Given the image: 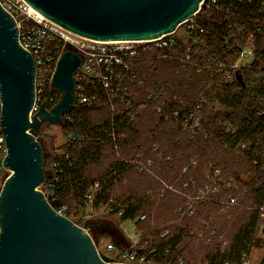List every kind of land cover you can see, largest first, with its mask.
I'll return each mask as SVG.
<instances>
[{"label":"trees","instance_id":"1","mask_svg":"<svg viewBox=\"0 0 264 264\" xmlns=\"http://www.w3.org/2000/svg\"><path fill=\"white\" fill-rule=\"evenodd\" d=\"M262 1L217 0L220 9L198 11L195 15L192 38L199 39V42L192 43L189 40L191 46L187 53L185 49L187 46L178 39L175 52H173L178 58L181 57L187 61L183 63L178 60L176 62V58L172 59L176 62L175 75L180 79L171 78L170 81L159 75L151 79L147 78V85H151L155 91L150 92L146 85V89L142 88L138 92L136 81H130L125 75L126 89L132 87L134 93L138 92V99L132 96L131 105L115 101L118 110L100 120L93 119L92 110L100 107L96 105L97 100L108 104L111 98L107 96L99 82H87L84 85V93L90 97L94 96L92 102L77 100L71 110L63 114L60 127L66 134L71 133L72 135L63 144L62 152L52 154L45 162L46 179L40 188L50 204L55 209L64 207L63 214L71 218L73 213H77L80 208L87 205L84 195L97 181L99 188L89 204L107 205L111 208L108 210L111 214L121 211L119 214L121 220H134L137 224L138 221L144 219L145 209L153 206L155 201L147 192L126 188L127 192L125 189L115 197L112 195L114 184L120 181L131 168V161L129 162L125 157L116 156L101 170L91 172L90 168L91 165L100 163L107 145L112 148L117 145L119 149H115V152L120 150V146L126 144L127 149L130 150L134 147L135 151L144 149L143 144L137 140L139 131H137V120H133L136 116L134 109L137 104H148L153 101L151 98H155L157 91L164 88L166 92L168 90V95H175L178 98L169 99L162 106V112L158 113L157 120L165 123L170 121L175 124V128L178 127L177 134H182L180 129L182 120L196 106L199 110L203 109V112L200 114V125L191 130L196 133L186 137L187 140L183 137L188 135H182V140L170 144L168 151L163 147H158L153 152L151 149V153L156 156L160 150L163 152V161L159 165L172 163L175 165L176 173L184 164H188L190 169H198L201 165L203 167L204 163L208 166L207 168L213 167V162H218L212 156L214 148L209 149L210 151L208 148L216 142L218 144L225 142L230 146L244 144L242 154H247V158L254 163L255 172L248 182L247 190L256 204L253 202L252 208L245 209V211L234 207L229 210L230 213L236 212L242 215L233 221L237 226L225 247L222 248L217 243L213 247L210 246L207 252L209 264H222L225 260L240 263L243 255L249 253L252 246L259 245L254 236L259 226L258 211L254 206L264 203V4ZM249 35L253 37L254 45L252 62L246 64L248 66H241L237 69L241 72L242 81L236 78L228 80L224 71L218 69V66L220 63L226 65L233 63ZM58 49H62L61 42ZM163 53L167 57L172 56V51L168 48L164 49ZM187 55L188 58L185 59ZM149 60H152L150 65L153 64V69H156L159 61L168 59L153 56ZM207 64L211 66L207 68ZM197 66L200 67L199 70ZM138 75H140L139 72ZM60 97L61 94L50 87L49 78L46 76L40 102L52 98V105ZM214 103L227 107H215ZM205 106H207L206 110ZM185 129L182 127V130ZM132 138L137 140V143L133 142ZM147 149L145 147L144 153L146 154L149 153ZM193 161L195 163H191ZM161 167L160 165L159 169ZM154 171L157 172V169L155 168ZM204 172L196 176L191 174L193 177L189 179V183L200 185L205 181ZM182 177L183 174H179L177 178L169 181L178 186L181 184L180 178ZM230 195L235 197L233 204L238 203L236 193ZM201 208H204V204H196L188 208L194 213L190 216L185 215L190 218L186 222L206 221L209 215L203 216L206 211ZM210 210L208 208L209 212ZM225 214L228 216L227 213ZM222 218L219 217V220ZM72 220L78 224L77 221ZM227 221L229 223V220ZM186 222L174 227L172 232L165 233L159 240L152 242L149 248L136 251L139 254L147 252L145 255L152 264H181L179 259H182L184 264H192L180 256L187 243L185 239L193 237ZM218 223L222 225L226 223V220ZM137 225L139 230L142 225L139 226V223Z\"/></svg>","mask_w":264,"mask_h":264},{"label":"water","instance_id":"2","mask_svg":"<svg viewBox=\"0 0 264 264\" xmlns=\"http://www.w3.org/2000/svg\"><path fill=\"white\" fill-rule=\"evenodd\" d=\"M45 18L89 40L149 39L171 33L199 11L203 0H24ZM81 55L65 47L50 86L61 97L33 112L36 65L19 41L14 15L0 2V120L6 140L0 190V264H131L102 253L87 227L58 212L40 188L45 152L36 130L60 124L76 102ZM236 79L242 81L241 73Z\"/></svg>","mask_w":264,"mask_h":264},{"label":"rangeland","instance_id":"3","mask_svg":"<svg viewBox=\"0 0 264 264\" xmlns=\"http://www.w3.org/2000/svg\"><path fill=\"white\" fill-rule=\"evenodd\" d=\"M195 15L196 14L192 16L194 22ZM175 34L178 39L187 46L185 48L187 53L189 51L188 49H190L191 42H199V39L189 38L186 35L184 31V23L176 29ZM77 37L81 42H88V39L80 36ZM189 40L191 41L190 43ZM176 45L168 48L172 51V56L169 57L163 53V50L151 48L141 51L135 58L131 59V68L126 75L130 81H136L135 83L138 86V92H140L142 88L146 89L147 86L150 92L153 93L155 91L151 85H147V78L151 79L152 77L159 75V77L167 78L170 81L171 78L180 79L179 76L175 75L176 62L177 60L178 62L181 61L183 63H186L187 61H185L184 58H178L176 54H173ZM252 45L253 37L249 35L244 46L249 47ZM66 47L72 46L67 45ZM153 56L168 60L159 61L157 68L153 69V64L150 65L152 60H149ZM173 58H176V62L172 60ZM187 58L188 57L186 56L185 59ZM237 58L229 65L234 66ZM145 61L148 62L144 63ZM240 65L239 67L234 66L233 69L236 70L234 76L230 77L226 75V79H235V73H241L240 71H237V69L241 66H248L245 64ZM210 66L211 65L207 64V68ZM176 68L178 69L179 67ZM177 69L176 72H178ZM199 69L200 67L197 68V70ZM138 72L140 75H138ZM124 82L125 80L121 82L122 87H126ZM125 90L129 91L134 98L138 99V92L134 93L132 87H128ZM168 93V90L166 92L163 88L162 90L157 91L155 98H151L153 101L148 104H137L135 108L137 110L134 109L136 116L133 120H137V131H139L137 140L143 144L144 149L141 148L138 151H135L134 147L130 150L127 149L126 144L120 146V150L115 152V149H119L117 145L113 148L112 146L110 147L107 145L105 146L100 163L91 165L90 168L91 172L101 170L116 156L125 157L129 162L131 161V168L124 174V177L120 181L114 184L112 195L115 197L124 192L126 188H134L147 192L152 200H155L153 206L145 209L144 219L138 221L139 226L142 225V227L138 230V223L136 224L134 220H121L119 212L112 214L109 213L107 205L103 204L99 206L87 204L85 207L80 208L77 213H73L70 217L77 221L80 226L87 227V230L96 241L100 250L108 255H115V251H107L105 249L107 242H112L127 249H147L152 242L159 240L165 233L172 232L174 227L181 226L186 220L190 219L187 216H190L194 211L192 209L188 210V208H191L196 204H204V208L201 209L206 211V213L203 214V216L208 214L209 217L206 221H200L199 223L196 220L195 222H186L193 233V237L185 239L187 243H185V247L182 249L180 256L192 264H209L207 260L208 250L213 247L215 243L222 248L227 245L233 230L237 226L233 221L242 215L239 213L237 214L236 212L230 213L229 210L234 207L240 209V211H245V209L248 210L256 204L252 201L251 194L247 190L248 182L251 180L252 175L255 172L254 163L250 158H247V154H242L241 150H243V144L230 146L225 142L219 141V144L216 142L208 148V150L214 148L212 156L214 160L219 163L213 162V167L207 168L208 166L204 163L203 167L201 165L198 169H190L188 168V164H184L181 165V170L176 173V171H174V164L164 163L160 164L162 167L159 169V163L163 161V152L160 150L159 152L161 154L157 153L158 156H156L151 153V149L153 152L154 150H157L158 147H163L168 151L170 144L182 140V135H188L183 137L184 140H187L186 137L196 133V131H191L193 129L186 128L185 130H182V127H180L182 134H177L178 127L175 128V124L170 121L165 123L157 120L159 116L158 108L161 107L162 109V106L166 104L169 99L175 100L178 98L175 95L170 96ZM114 97L118 98L119 96ZM206 104L208 105V103H205V105ZM96 105L100 107L92 110V117L95 120H100L118 110V106L116 107L115 102H108V104H106V102L103 103L97 100ZM214 106L220 108L227 107L219 103H214ZM206 109L207 106H205V110ZM199 111V113L202 114L203 109H200ZM183 132H185V134H183ZM123 134L124 133H122V135ZM35 135L43 144L45 162H47L52 154L62 152L63 144L69 140L72 134H66L62 127H60V124L44 122L36 130ZM137 140L133 139L132 141L137 143ZM171 146L172 149H174V146ZM123 147H125V149ZM145 147L148 148L147 150L149 153L147 154L144 153ZM159 155H161L162 158ZM191 163L195 162L193 161ZM155 168L157 169V172L154 171ZM200 172L201 174L204 172L205 181L198 186L189 183V179L193 177L192 175H200ZM179 174H183V177L180 178L181 184L177 186L174 182L171 183L169 181L172 178H177ZM237 174L238 178H236ZM231 193H236L238 203L233 205L228 203L230 196H233L230 195ZM179 200L180 203L178 204ZM208 208L211 209V212L208 211ZM73 209L76 210L75 208ZM222 209H225V211H222ZM225 213H227L228 216H226ZM219 217L223 218L219 220ZM222 220H226V223L220 225L218 222H222ZM227 220H229V223ZM254 236L255 239L258 240L259 245L252 246L249 256H247L243 262L241 261L236 264H260L262 257L264 256V233L261 232L259 226L255 231ZM145 253L147 254V252L142 254ZM182 262L183 260L179 259V263L184 264V262Z\"/></svg>","mask_w":264,"mask_h":264},{"label":"built area","instance_id":"4","mask_svg":"<svg viewBox=\"0 0 264 264\" xmlns=\"http://www.w3.org/2000/svg\"><path fill=\"white\" fill-rule=\"evenodd\" d=\"M0 2L9 12L14 15L19 30V41L25 49L31 52L35 61L36 96L32 110L33 112H35L38 109L39 105L42 103L40 102V94L46 76H48L49 78L50 85V79L54 71L56 61L63 48H65L67 45L72 46L82 57V63L75 73L76 101L79 100L80 102L91 103L94 96L90 97L84 93V85L87 82L97 81L102 85L107 96L111 98V102L118 101L124 102L127 105H131V93L125 90L126 87L121 86V82L124 80V76L131 68V59L135 58L141 51L145 49L156 48L157 50H164L166 48L172 47L177 44L178 40V37L175 34V30L171 33H165L149 39L108 41L88 39L87 43L81 42L78 39L77 35L69 32L55 22L33 12L30 5L24 0H0ZM262 2L264 4V0ZM212 8L216 10L221 8L217 3V0H203L199 11H204L205 9ZM183 23L186 35L189 38H192V32L194 30L195 24L194 19L191 17ZM200 30L202 31V29ZM60 42L62 43V49L59 50L58 46ZM253 55L254 45L249 47L243 46L239 50V55L234 66L239 67L240 64L246 65L251 63ZM234 66L221 63L219 64L218 69L224 71L227 76L233 77L234 72H236V70L233 69ZM197 68H199V66H197ZM114 96L119 97L115 98ZM51 102L52 98H50L49 100H45L44 107L50 109L55 104L54 103L51 105ZM161 110V107L158 108V113H161ZM199 125L200 113L199 109L196 106L192 110V112L188 113L182 120V127L184 129H195ZM242 146L244 147V144ZM6 154V140L0 120V190L2 188L4 180L10 172L6 167H4V158ZM98 188L99 183L97 181H95L89 187L88 191L84 195L86 204H89L91 202ZM234 202L235 197L230 196L228 203L233 204ZM254 208L258 211L259 227L261 232L264 233V203H261ZM108 209L110 210L111 208L108 207ZM56 210L63 214L64 207ZM222 211H225V209H222ZM119 213H121V211ZM97 248L99 251L106 254L104 251L99 249L98 245ZM105 249L107 251H115V255H107L113 257L116 261L119 262L131 264H152L145 254H139L136 250L123 248L112 242H107ZM249 253L243 255V257L241 258L242 262L247 258V256H249ZM223 264L236 263L231 262L230 260H225ZM260 264H264V256L262 257Z\"/></svg>","mask_w":264,"mask_h":264},{"label":"bare ground","instance_id":"5","mask_svg":"<svg viewBox=\"0 0 264 264\" xmlns=\"http://www.w3.org/2000/svg\"><path fill=\"white\" fill-rule=\"evenodd\" d=\"M31 7V6H30ZM31 10L33 11V12H35V13H37V14H39V15H41V16H43L42 14H40L37 10H35L34 8H32L31 7ZM44 17V16H43ZM70 32V31H69ZM72 33V32H71ZM78 36V35H77ZM71 48H73V47H71ZM64 49V48H63ZM74 49V48H73ZM55 69V68H54ZM76 79V78H75ZM74 93H75V89H74Z\"/></svg>","mask_w":264,"mask_h":264}]
</instances>
